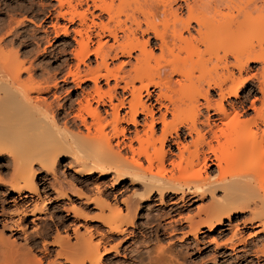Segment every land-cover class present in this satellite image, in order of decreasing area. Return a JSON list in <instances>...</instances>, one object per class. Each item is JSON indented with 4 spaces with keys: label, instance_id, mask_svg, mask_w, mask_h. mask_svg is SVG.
Returning a JSON list of instances; mask_svg holds the SVG:
<instances>
[{
    "label": "bare ground",
    "instance_id": "1",
    "mask_svg": "<svg viewBox=\"0 0 264 264\" xmlns=\"http://www.w3.org/2000/svg\"><path fill=\"white\" fill-rule=\"evenodd\" d=\"M49 1L56 5L37 4L55 38L69 35L59 20L80 27L72 31L75 65L61 81L47 73L35 82L33 62L0 51V156L16 173L0 181L13 195L0 196L13 209L0 205V264H42L52 246L47 264H109L129 241L135 259L145 251L148 264H185L172 243L160 244L182 226L180 241L191 236L197 245L203 230L221 228L217 239L231 237L211 240L215 250L264 261V242L251 251L237 236L239 225L264 234V0ZM8 20L5 37L28 21ZM119 59L127 61L113 66ZM68 81L80 93L60 104L55 94ZM62 161L71 183L61 178Z\"/></svg>",
    "mask_w": 264,
    "mask_h": 264
},
{
    "label": "rangeland",
    "instance_id": "2",
    "mask_svg": "<svg viewBox=\"0 0 264 264\" xmlns=\"http://www.w3.org/2000/svg\"><path fill=\"white\" fill-rule=\"evenodd\" d=\"M28 1L32 2V4H33L32 7L27 4ZM243 1H245V0H243ZM18 3L21 4L22 7L26 6V11L25 10L22 11V8H19L20 6ZM37 3L43 4L48 8L51 7V5L52 6L56 5L55 2H51L49 0H32V1L26 0L24 2H22V1L19 2V0H18L16 2L12 1V3L9 2L8 0H0V41H1L0 42L1 43L0 44L1 45L0 51H2V53H4L5 55L9 54V53L12 54V52L13 53L16 52V54L18 55L19 61L24 62L26 64V66H28L27 64L29 61L33 62V64H34L33 68H34V72H35L34 73L35 75L33 77L35 79L34 80L35 82L36 81L41 82V81L45 80V78L47 79L48 78L47 73H49L51 75H56L55 76L56 80L61 81V79H62L61 76L64 75V72L66 73V71H68V66H69V68H73V66L75 65V60H73L71 55H70V53L72 52V49L76 48V46H75L76 44L74 43V40H73L75 35L72 31L76 30V29L78 30L80 27L77 25L78 22H76V24L71 25V24H68L66 21L59 20L58 24L61 27L65 26L68 29L69 35L65 37L62 35V32L60 31L61 33L60 32L58 33V36H59L58 39L55 38V34L51 32L52 30L49 27V26H51V24L49 23L51 20L50 21L46 20L43 17V15L41 14V8L38 6ZM47 4H49V5L47 6ZM85 8L86 7L83 6L82 9L79 8L78 11L80 12V9H81V12H82V10L83 11L86 10ZM5 12H7V14ZM234 14H235V12H234ZM10 15L13 17V19L15 21H19L20 19H27L28 21L25 22L24 26H22L21 28L16 30L15 34L5 37L4 32L5 31L7 32L9 29L8 17ZM89 19H91L90 16H88V20ZM101 20L104 23L106 22L105 17H103ZM95 22H98V20H96ZM11 26L13 27V25H11ZM43 30H47L49 32V37H48L49 43H46L45 42L46 40H44L45 35H44ZM2 35L4 36V38ZM250 36L251 37H249V39L247 41L250 43H247V44H251V43L254 44L255 40L253 41V40H251V38L255 39L256 35L250 34ZM251 41H253V42H251ZM221 51L222 50L219 51L220 57L223 54ZM55 56L61 57L60 60L57 61V59H56L57 57L55 58ZM89 61H90V63H92V65H94V62H93L94 58L93 57H91ZM121 61L126 62L127 60L126 59H119L117 61L112 62V65L117 66V64ZM229 61L232 62L233 59L229 58ZM63 62H65V63H63ZM132 63H133V60H132ZM256 68L258 69L259 65H256L255 69ZM26 79H27V75L23 74L21 76V80L25 81ZM70 82L66 86L63 85L62 83H59L60 86L58 84V86L60 88L61 87L62 88L59 90L60 92L59 91H58V93L56 92L57 94H55V95H56V97L58 95V98H59L58 101L60 102V104L65 103L69 99H71V101L75 100L76 95L80 93L79 91H75L74 85L71 84ZM252 84H253V86H255L254 82L250 83V85H252ZM90 87H91V84L86 83L83 88L89 89ZM66 91H68V93H66ZM52 92L47 94V95H43V97L47 100V102L53 101ZM252 99L253 98H250L248 100V105L250 103L249 101H251ZM248 113L250 115L252 114L251 112H248ZM61 164L62 165L60 166L61 167L60 173H64V176H62V174H60L61 178L63 177V178H65V180H67L66 181L67 183H71V180H70L72 177L71 172L64 168L65 163L63 161L61 162ZM15 176H16V173H15V169H14L13 160L10 157H7L5 155H1L0 156V181L8 183V182L12 181L13 179H15L14 178ZM107 180H109V178H107ZM106 189H107V191H110L109 190L110 186L107 185ZM0 196L12 197L13 195H10V192H9L7 186H5L4 184L3 185L0 184ZM207 201H204L203 204H205V203L207 204ZM7 203H8V201L7 202L5 201L3 204L0 203V205L6 209V212L13 210L12 207H10V206H12V204L10 205ZM203 204L198 203L196 205L199 206V205H203ZM196 205H194L192 207L190 206V207L183 208L182 209L183 211L181 213L183 215L189 214L188 211H192L190 213H194L195 212L194 207H197ZM7 209H9V210H7ZM97 213L98 212H96V211H92V212L90 211L88 213V215H89V217L92 218V217H96ZM247 213H249V212H247ZM247 213H245L242 218L239 217V219L240 220L244 219V218L249 219L251 214L249 213L250 214L249 215ZM52 214H53L52 210H47L45 215L42 216V218H46V221L45 222L39 221L37 224L38 225L37 227L40 228V227L47 225L48 224V220H47L48 216L52 215ZM155 214L156 213H154L153 215H155ZM62 216H64V214ZM13 218H15V217H13ZM138 222L141 223L140 220H138ZM138 222H137V224H138ZM89 225H94V224H89ZM29 227L30 228H28V226L26 227V229H28L27 233L29 232L28 234H30V236L31 235L35 236L36 235V233L34 231L35 227L33 228V226H31V225H29ZM181 228H180L181 231L178 230L177 233L175 234V237H173L171 239H169V237H167V236L162 238V241L160 244L163 246V245H166V243H168V242L172 243V245H173L172 250L174 251V253L176 255L178 254L177 258L179 261H182V263L184 262L185 264H250V263L251 264H264V261L262 259L256 262V260L252 258L250 253H247L246 256L244 258H242L244 255H243V253H240L239 251H236V252L227 251L225 253V251L223 249L222 250H215L214 245L210 242L211 240L215 239L216 241L221 242V241H224L223 239L227 240L229 237H231V235L228 232H225L224 238H220L221 240L217 239L216 235H218V233L223 230L221 228H218V230H216L212 234H208L205 232V230H203L202 232H204V233L198 235L197 241L199 243H197V245H196V242H195L196 246L194 245V240L192 239L191 236L184 238V241H180V238L182 237L180 235L181 234L180 232L183 233L185 230L187 231V228H184V226H182ZM81 231L83 232V230H81ZM237 236H238V238L242 237L243 239H245L247 241V243L249 245H251V251L253 249H255L256 247H260V245L264 242V234H258L257 235V230L253 229L252 227L249 228V226L246 228H243L242 225H239ZM6 237H10V234L7 233ZM21 237H22L21 235L16 236V238L14 237L16 239L18 247L19 246L23 247V246H25V244H27V242ZM54 237H55V234L52 233L50 235V237L45 240L46 243L47 242L51 243V241L54 239ZM138 238L133 240V241L141 244L143 242V239L141 237L139 239ZM192 241H193V243H192ZM72 242H74V241L72 240ZM130 242L131 241L126 243L122 247V249H119L118 254L111 253L107 256V258L110 259V262H111L109 264H138V262H140L139 260H142V263H144V264H148V259L146 256L147 254L145 251H142L143 254L140 258H138L139 259L138 260L137 257L135 259L134 256H136V254L134 252H133L134 254L132 253L131 248H130L131 251H129L130 249L129 250L126 249V247L129 246ZM154 243L149 244V246H150L149 250L151 251V253H152V251L155 253V254L152 253V257H154L156 255V252H155V251H157L156 246L158 247V245H155ZM191 243L194 246L191 248H188L186 250L185 249V246H187L186 244H191ZM197 247H198V249H197ZM38 249L41 250L40 248H38ZM39 250H37L38 252H35L34 254L37 258L41 257L40 259H42L43 257L40 254ZM49 250L51 251L50 252L51 256L49 258L47 257L48 259L43 258L42 264H47V263L56 259L54 257V255H55L54 253L56 252L57 247L52 246ZM185 252H187V253L185 254ZM247 262H249V263H247Z\"/></svg>",
    "mask_w": 264,
    "mask_h": 264
}]
</instances>
